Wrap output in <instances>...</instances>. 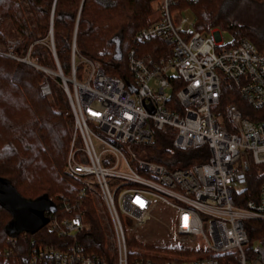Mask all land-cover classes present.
<instances>
[{"label":"built area","instance_id":"1","mask_svg":"<svg viewBox=\"0 0 264 264\" xmlns=\"http://www.w3.org/2000/svg\"><path fill=\"white\" fill-rule=\"evenodd\" d=\"M197 1H152L151 11L158 16L134 34L126 52L130 81L107 74L98 61L77 62L75 46L71 73L65 76L56 58L57 69L48 68L35 63L30 51L17 56L14 41L0 43V56L43 73L42 95L51 96L52 83H58L73 116L65 172L77 182L75 192L51 198L56 211L47 214L44 227L71 241L64 248L33 241L26 264H264L263 243L251 246L248 255L244 227L248 219H264V183L257 203L238 207L234 200L247 184L246 168L264 166V53L246 38L228 46L218 27L193 30L190 12L180 5ZM49 40L55 57L52 30ZM153 42L164 45L156 48ZM79 65L85 71L81 78ZM225 82L261 110L258 121L243 117L234 102L224 106L226 122L219 120L214 106ZM168 128L175 130L170 134L175 148L206 144L208 160L168 169L140 158L135 146L152 143L154 130ZM92 201L108 228V256L86 252L79 241L89 228L86 214ZM155 201L176 210L174 236L195 244L200 235L209 251L224 257L157 260L129 251L121 216L135 227L150 225L158 220L152 212ZM11 253L10 248L0 251L3 257Z\"/></svg>","mask_w":264,"mask_h":264},{"label":"trees","instance_id":"2","mask_svg":"<svg viewBox=\"0 0 264 264\" xmlns=\"http://www.w3.org/2000/svg\"><path fill=\"white\" fill-rule=\"evenodd\" d=\"M153 0H0V43L14 41L13 52L30 58L37 64L57 69L55 60L65 76L71 73L72 50L76 59L98 61L107 74L130 81L126 65V52L134 34L150 24ZM181 8L192 15L195 31L218 27L228 31L234 46L242 38L264 53V0H198L192 4L181 2ZM254 10L257 19L241 20L242 7ZM241 12V13H240ZM52 15V17H51ZM52 28L55 57L49 45ZM43 41V43L41 42ZM156 48L163 47L161 42ZM166 47V46H164ZM56 58V59H55ZM77 67V77L81 78ZM43 73L36 68L0 56V177H5L24 197L35 199L48 194L52 199L72 196L76 181L65 172L73 130V116L68 99L60 85L52 83V95H42L40 86ZM174 87L172 96H176ZM234 102L243 117L256 122L261 110L255 109L240 96L233 85L225 82L219 100V120L225 123L224 106ZM150 144H137L135 151L144 160L168 169L186 168L207 161L206 144L194 149H177L173 137L166 131L154 130ZM247 184L234 195L238 207L248 201L258 202L264 183V166L250 164L246 168ZM74 184L71 186L70 181ZM11 212L0 206V251L10 248L12 253L0 264H26V256L33 241L64 248L70 238H61L47 228L31 235L19 233L11 236ZM89 228L79 235L86 252L108 256V228L104 216L94 201L86 214ZM244 227L250 242L264 244V219H248ZM130 239L128 244H132ZM248 249V255L252 247ZM202 250V249H201ZM193 246L166 249L169 254L194 257L200 254ZM218 258L224 257L218 255Z\"/></svg>","mask_w":264,"mask_h":264},{"label":"rangeland","instance_id":"3","mask_svg":"<svg viewBox=\"0 0 264 264\" xmlns=\"http://www.w3.org/2000/svg\"><path fill=\"white\" fill-rule=\"evenodd\" d=\"M242 7L241 10V20L242 23L244 22H253L257 19L256 15H253L254 10L250 9L249 7L244 8ZM191 18V12L189 13ZM158 16V13H154L151 16V19L154 20ZM222 35L224 38V42L226 44H229L232 42L233 37L232 35L222 29ZM77 62L80 61V59H76ZM81 73H85L82 68H80ZM217 106H214V108ZM220 108H217V111H219ZM167 132L169 134H173L175 130L173 128H168ZM70 185L72 186L74 184L73 180H69ZM154 215L158 217V220L152 221L150 225H144L141 227H135L134 223H128L123 216H121L125 233L127 234V239L130 241V239L133 240L132 244H128V250L133 251L134 253H142L143 255L153 257L157 260H162L165 258L172 257L173 259L178 258L176 255L169 254L166 252V249L173 248L176 246H193L197 249L201 250L200 254L191 257V258H198V257H207L212 254H216L218 252L209 251L207 248L206 243L201 238V236H197L195 244L191 243H185L182 242L180 239H178L177 236H174L172 233L171 224L173 223V219H175L176 216V210L165 203H160L155 201V208L152 210ZM257 241L249 242L245 246V248H248L249 246H255Z\"/></svg>","mask_w":264,"mask_h":264},{"label":"water","instance_id":"4","mask_svg":"<svg viewBox=\"0 0 264 264\" xmlns=\"http://www.w3.org/2000/svg\"><path fill=\"white\" fill-rule=\"evenodd\" d=\"M0 206L7 208L12 214L11 236L39 232L49 221L47 214L56 211V204L48 194L35 199L26 198L5 177H0Z\"/></svg>","mask_w":264,"mask_h":264},{"label":"crops","instance_id":"5","mask_svg":"<svg viewBox=\"0 0 264 264\" xmlns=\"http://www.w3.org/2000/svg\"><path fill=\"white\" fill-rule=\"evenodd\" d=\"M8 40H11V39H8ZM13 41V40H12ZM43 43V41H41Z\"/></svg>","mask_w":264,"mask_h":264},{"label":"snow or ice","instance_id":"6","mask_svg":"<svg viewBox=\"0 0 264 264\" xmlns=\"http://www.w3.org/2000/svg\"><path fill=\"white\" fill-rule=\"evenodd\" d=\"M185 220H187V217H185Z\"/></svg>","mask_w":264,"mask_h":264}]
</instances>
